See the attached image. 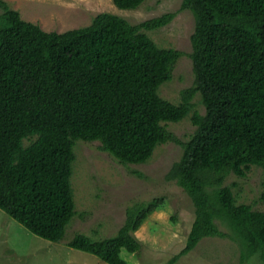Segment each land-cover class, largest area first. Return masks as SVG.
<instances>
[{"label":"trees","instance_id":"obj_1","mask_svg":"<svg viewBox=\"0 0 264 264\" xmlns=\"http://www.w3.org/2000/svg\"><path fill=\"white\" fill-rule=\"evenodd\" d=\"M143 1L112 0L119 9ZM180 9L194 17L193 84L174 103L158 88L183 52L158 47L147 31L167 25L175 12L138 23L101 12L86 26L56 32L0 0L1 210L34 235L61 241L76 214V140L98 141L123 165L143 163L171 141L182 154L165 179L187 193L194 217L185 246L164 264H182V255L215 236L236 241L241 262L264 260V188L262 208H253L238 201L235 181L225 182L230 174L244 178L252 166L264 177V0H182ZM195 94L203 114L193 109ZM188 114L195 129L181 140L167 123ZM164 201L134 202L114 235L94 240L78 232L67 245L125 264L121 250L140 252L133 232Z\"/></svg>","mask_w":264,"mask_h":264},{"label":"rangeland","instance_id":"obj_2","mask_svg":"<svg viewBox=\"0 0 264 264\" xmlns=\"http://www.w3.org/2000/svg\"><path fill=\"white\" fill-rule=\"evenodd\" d=\"M19 12L22 19L38 24L45 31L63 32L88 25L101 12L117 14L130 23L175 12L165 26L147 31V35L161 48H175L183 52L176 61L172 78L161 84L158 94L174 103L180 100L181 90L193 84L192 48L190 35L194 17L187 9H180L182 0H144L134 9H119L112 0H5ZM193 109L203 114L199 94L193 99ZM191 114V113H190ZM190 114L167 128L181 140L188 139L195 126ZM76 155L70 178L73 187L75 216L67 224V235L58 242L40 238L0 209V264H108L99 257L71 248L67 240L74 233L104 239L115 234L125 218L126 208L137 201L153 197L165 198L163 207L150 213L133 232L141 241L139 253L120 252L125 264H164L185 246V239L194 217L190 197L165 174L179 160L182 148L168 141L155 146L147 161L123 165L109 153L99 149V142L76 140ZM236 182L238 201L262 208L259 200L264 181L260 167L252 166L244 178L230 174L225 182ZM174 216V219L171 217ZM227 231L225 227H220ZM240 245L230 237H206L191 251L182 255V264H264L254 256L240 261Z\"/></svg>","mask_w":264,"mask_h":264}]
</instances>
